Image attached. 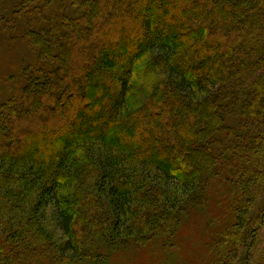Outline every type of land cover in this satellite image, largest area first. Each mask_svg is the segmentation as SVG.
Returning a JSON list of instances; mask_svg holds the SVG:
<instances>
[{"label": "trees", "instance_id": "1", "mask_svg": "<svg viewBox=\"0 0 264 264\" xmlns=\"http://www.w3.org/2000/svg\"><path fill=\"white\" fill-rule=\"evenodd\" d=\"M13 4L38 12L0 98V264L172 251L211 209L174 264H264V0Z\"/></svg>", "mask_w": 264, "mask_h": 264}, {"label": "rangeland", "instance_id": "2", "mask_svg": "<svg viewBox=\"0 0 264 264\" xmlns=\"http://www.w3.org/2000/svg\"><path fill=\"white\" fill-rule=\"evenodd\" d=\"M14 2L16 3V0H4L2 2V6L0 7V12L3 15L2 21L0 22V98L1 96L4 97L3 94H8L10 90H13L10 89L9 86H7L9 84L8 82L10 81L9 75L18 71V65L21 62L22 57L24 58V60L27 59L25 55L27 52H29L30 47L28 46V44H26V41L28 40L24 37V33L22 34V32L24 31V29L37 27L36 21L32 18L29 26H24L23 21L25 17H23V13H27L28 16H31L30 14H32L33 16L37 14L38 11L32 10L30 13H28L24 10L21 11L18 9L17 11L13 12L12 5H14ZM44 9V12H46V15L49 18L54 17L56 14L60 13H74V11L69 8V6L64 8L53 5L52 8L46 6ZM53 14L55 15L53 16ZM44 18L45 17H42L41 19ZM212 212H214V209L209 210L205 215L201 213H194L193 216L189 217V221L185 223V226L180 228L178 234V244H176V249L178 251L177 254L183 253L189 247L191 249L196 248V239L199 237H204L207 233V230L209 232V229L206 226V221L208 218L207 216ZM47 222L48 223L46 225L49 228H55L53 218H51L50 221ZM193 228L196 231V234L195 232H193ZM258 248L260 249V246ZM259 249H257L256 251H259ZM174 250L169 251L168 249L165 250V248L161 249V247H156L153 244H149V246L142 249H135L133 247H130L129 249L123 248L113 252L111 257L101 264H174L175 259L173 258V255L169 254ZM254 257L255 259L258 258V252ZM254 257L253 260H255ZM80 264L93 263L81 262ZM189 264H198V261L197 259L193 258L189 260Z\"/></svg>", "mask_w": 264, "mask_h": 264}]
</instances>
